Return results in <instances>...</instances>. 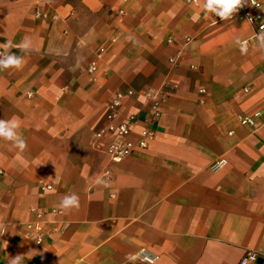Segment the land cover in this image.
Wrapping results in <instances>:
<instances>
[{"label":"crops","instance_id":"0c3cea01","mask_svg":"<svg viewBox=\"0 0 264 264\" xmlns=\"http://www.w3.org/2000/svg\"><path fill=\"white\" fill-rule=\"evenodd\" d=\"M252 33L236 14L206 13L202 0H0V45L23 59L0 71V119H18L27 142L20 153L0 139L1 264L16 255L141 264L126 257L143 247L161 255L156 264H237L249 251L264 260V50L254 42L242 55L234 43ZM25 38L28 51L18 47ZM129 90L122 119L138 115L135 132L147 126L155 137L114 162L94 148L95 133ZM256 111L258 127L240 123ZM72 193L80 208L49 214L36 245L26 229L34 210L60 209Z\"/></svg>","mask_w":264,"mask_h":264},{"label":"built area","instance_id":"2783aa9c","mask_svg":"<svg viewBox=\"0 0 264 264\" xmlns=\"http://www.w3.org/2000/svg\"><path fill=\"white\" fill-rule=\"evenodd\" d=\"M196 2V0H193ZM121 14H124V10H120ZM242 19L247 20L252 28L253 33L251 36L245 40L249 41V47L252 43L255 42V35L260 31L261 24H264V0H254V3L251 0H248V4L242 7L237 13ZM0 53H4L0 51ZM104 58V50L97 52L96 57L89 64L90 73H96L99 68L100 62ZM246 91L249 92L250 89L246 88ZM134 94L133 90L128 92L120 91L117 93L113 99L108 103V114H107V123L95 133L94 148L98 151L105 152L109 159L114 162L123 160L124 158L132 155L137 149H147L150 146L151 141L155 137V130L150 127H143L138 133L135 132V128L139 125L140 119L138 115L132 114L127 118L122 119L120 113V108L125 98L130 97ZM146 96L151 99V112L152 117L150 121L158 120L161 115L160 102L157 99V96L152 92H147ZM261 112L256 111L252 114H241L239 116L240 123L245 126H250L252 128L258 127L260 123ZM137 134V138L134 135ZM230 135L233 132L229 133ZM226 160V159H221ZM219 160V161H221ZM213 169L217 170L216 165ZM107 175H110V170L106 171ZM47 188H52L48 185ZM35 220L26 224L27 234L33 239L36 245L42 246L47 238V224L49 214H54L56 216L62 213L60 209H53L50 212L34 210ZM60 225L55 227V230H59ZM142 250H147L153 257H156V262L159 261L161 255L156 253L148 248H141L137 253ZM255 257V259H253ZM258 255L255 252H247L237 264H249L252 261H256ZM141 261V259H138ZM1 264V262H0Z\"/></svg>","mask_w":264,"mask_h":264},{"label":"clouds","instance_id":"9594fccd","mask_svg":"<svg viewBox=\"0 0 264 264\" xmlns=\"http://www.w3.org/2000/svg\"><path fill=\"white\" fill-rule=\"evenodd\" d=\"M254 3V0H251ZM198 5L201 4V0H196ZM246 4L248 0H202V7L206 13H211L216 17H219L223 21H227L233 18V16ZM198 17H193L194 22H198ZM131 39V38H129ZM256 46L260 50H264V24H261L260 31L255 35ZM234 43L239 47V51L242 55H245L249 51V41L237 37ZM5 48L4 53H0V71L10 68L20 69L23 64L22 57H18L14 54L7 53V46L0 45ZM23 51H28L31 48V41L25 38L24 41L18 46ZM31 95V93H29ZM20 127L18 119H0V139L8 142L10 149L18 150L20 153L24 152L27 148V142L23 136L19 135L17 130ZM227 164L226 160H221L216 165L217 170L223 169ZM95 183L105 188L111 187L110 179L105 177H97ZM61 210H78L80 208V197L76 193L65 195L58 204ZM8 231V225L0 222V236H3ZM31 252L28 253L30 255ZM126 259L135 262L137 259H141V264H156V257H153L147 250H142L136 254H129ZM255 259V257H253ZM8 264H23V255H16L10 257ZM247 264V261H245Z\"/></svg>","mask_w":264,"mask_h":264},{"label":"water","instance_id":"95a60500","mask_svg":"<svg viewBox=\"0 0 264 264\" xmlns=\"http://www.w3.org/2000/svg\"><path fill=\"white\" fill-rule=\"evenodd\" d=\"M257 261H258V263H259V264H262V263L264 262L263 258H261V257H260V258H258V260H257Z\"/></svg>","mask_w":264,"mask_h":264}]
</instances>
